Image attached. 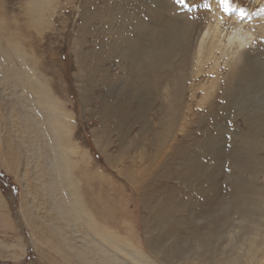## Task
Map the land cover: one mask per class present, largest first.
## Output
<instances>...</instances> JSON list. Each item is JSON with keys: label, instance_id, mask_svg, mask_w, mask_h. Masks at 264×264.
<instances>
[{"label": "rangeland", "instance_id": "obj_1", "mask_svg": "<svg viewBox=\"0 0 264 264\" xmlns=\"http://www.w3.org/2000/svg\"><path fill=\"white\" fill-rule=\"evenodd\" d=\"M186 4L0 0V264H103L98 249L264 264V102L227 97L241 52L264 63V0ZM175 21L185 48L143 69L135 52ZM55 107L70 121L64 182L44 137Z\"/></svg>", "mask_w": 264, "mask_h": 264}, {"label": "bare ground", "instance_id": "obj_2", "mask_svg": "<svg viewBox=\"0 0 264 264\" xmlns=\"http://www.w3.org/2000/svg\"><path fill=\"white\" fill-rule=\"evenodd\" d=\"M160 25H161V27H159L157 29L155 28L153 30V36H154V39L156 40L157 44L154 45L153 48H151V49H143V48L139 47L138 50L140 52H138V51L135 52V60H138L137 62H139L140 64H143V69L148 66V63L145 61L152 59L151 62L154 65V60L157 59L156 54L158 53V51H156V49L161 48L162 52L164 54H168L170 51L174 50V48L176 46L179 48L180 47L185 48V45L183 43H187V39H189L188 33L181 32V29H180L181 27L177 21L166 22V23L164 22L163 25H162V23H160ZM227 34L228 33H226L225 35H227ZM212 38H213V36H212ZM227 39H228V43L236 45L235 49L241 48V50H242L244 45H246V42L248 43V41H247L248 39H245L243 37L239 38L238 34L232 36V32L227 35ZM205 40H206V38H205ZM217 40H218V37H217ZM217 40H216V42H217ZM224 40H226V39H224ZM200 42H202V41L200 40ZM225 43H226V46H228L227 42H225ZM232 48H234V47H232ZM144 53L148 54V58L143 57ZM232 57L234 58L235 55ZM237 58L238 59L235 62V65L237 67L236 70L234 71L235 76H234L233 80L231 81V83L229 84L230 88H229V93H228L227 97L229 96L231 98V102L237 103L239 105L240 104H248L249 105V104L264 102V72L259 71L261 67H264V63L262 61L258 60V58H256L255 56H251V54L248 52H241L239 57L237 56ZM150 67H151V65H150ZM30 73H32V72H30ZM30 77H29V79L33 80L34 86L39 85L41 89L44 87L42 85V83L35 76H34L35 78L34 77L30 78ZM34 88H36V86ZM232 90L237 91L236 92L237 95H235V93L234 94L231 93ZM42 91H43V89H42ZM41 96H43V95H41ZM41 96H40V98H41ZM43 97L49 98L50 96H43ZM47 101H49V99ZM49 102H51V101H49ZM57 109L58 108L55 107L54 108L55 111L49 116H45V114H44V116H45L44 118H46V120L48 122V123H46L47 125H45V127H44V134H45L44 137L47 139L48 143L50 141V143H49L50 150L53 154L52 160H50V163H51V165H54V167L57 170V173L59 174V177L64 182V180L67 179L69 169H70L69 152H71L73 148H72V146H70L67 143V141H68L67 139H66L67 141H65V138L69 132L68 128L70 126V121H69L67 116H65L63 121L60 120L59 118L56 119L57 116H60L62 114V112L60 114H57ZM54 113H56V114H54ZM49 131H51V132H49ZM65 201L68 204L70 203L69 209H68L70 213H74L75 211H77L75 206L72 205L74 201L71 199V197L66 195V197L64 198V202ZM90 221H91V219H90ZM98 253L101 254V257H100L101 260H99V263L104 262L103 264H120L117 262V259H115L114 257H105L104 256L105 253L102 252V249H98ZM134 254H135V258H133V256H129V255L128 256L132 260L134 259L135 262H137L139 264H143V263L144 264H152L151 261H149L142 253L135 252ZM164 261L165 260H163V262ZM176 264H185V263L182 260H178L176 262Z\"/></svg>", "mask_w": 264, "mask_h": 264}, {"label": "snow or ice", "instance_id": "obj_3", "mask_svg": "<svg viewBox=\"0 0 264 264\" xmlns=\"http://www.w3.org/2000/svg\"><path fill=\"white\" fill-rule=\"evenodd\" d=\"M176 2L179 4H185V6L187 7L186 0H176ZM220 4L222 7H224L225 10H227L229 7V0H220ZM205 6L207 7V5Z\"/></svg>", "mask_w": 264, "mask_h": 264}, {"label": "trees", "instance_id": "obj_4", "mask_svg": "<svg viewBox=\"0 0 264 264\" xmlns=\"http://www.w3.org/2000/svg\"><path fill=\"white\" fill-rule=\"evenodd\" d=\"M97 157H99L98 154H96ZM0 180L2 183H5V181H7V176L4 172H0Z\"/></svg>", "mask_w": 264, "mask_h": 264}]
</instances>
